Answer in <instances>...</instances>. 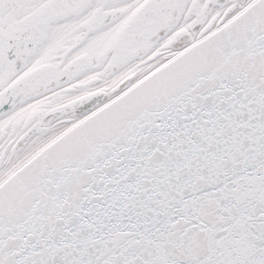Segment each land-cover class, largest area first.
Returning a JSON list of instances; mask_svg holds the SVG:
<instances>
[{
	"label": "snow or ice",
	"instance_id": "snow-or-ice-1",
	"mask_svg": "<svg viewBox=\"0 0 264 264\" xmlns=\"http://www.w3.org/2000/svg\"><path fill=\"white\" fill-rule=\"evenodd\" d=\"M0 264H264V0H0Z\"/></svg>",
	"mask_w": 264,
	"mask_h": 264
}]
</instances>
